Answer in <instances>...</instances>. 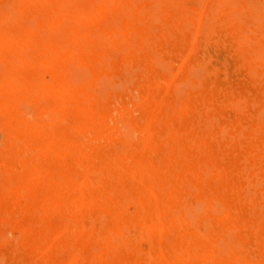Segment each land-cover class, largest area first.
Returning a JSON list of instances; mask_svg holds the SVG:
<instances>
[{
	"label": "rangeland",
	"instance_id": "rangeland-1",
	"mask_svg": "<svg viewBox=\"0 0 264 264\" xmlns=\"http://www.w3.org/2000/svg\"><path fill=\"white\" fill-rule=\"evenodd\" d=\"M263 60L264 0H0V264H264Z\"/></svg>",
	"mask_w": 264,
	"mask_h": 264
},
{
	"label": "bare ground",
	"instance_id": "bare-ground-1",
	"mask_svg": "<svg viewBox=\"0 0 264 264\" xmlns=\"http://www.w3.org/2000/svg\"><path fill=\"white\" fill-rule=\"evenodd\" d=\"M56 1H57V0H56ZM206 2H208V1H206ZM198 4H199V3H198ZM198 4H197V5H198ZM199 5H201V4H199ZM204 5H205V4L203 3V7H204ZM59 7H60V6H59ZM203 7H202V8H203ZM61 8H62V7H61ZM61 8H60V9H61ZM204 8H206V7H204ZM204 8H203V9H204ZM245 10H246V9H245ZM203 11H204V10H203ZM230 11H231V10H230ZM200 12L203 13L202 11H200ZM234 13H235V12H233V14H234ZM200 15H201V14H200ZM223 15H224V14H223ZM230 15H231V14H230ZM12 16H13V15H12ZM239 16H241V15H239ZM200 17H202V16H200ZM11 18H12V17H11ZM149 18H150V17H149ZM231 18H232V17H231ZM245 18H247V17H245ZM256 18H257V17H256ZM127 19H128V18H127ZM200 19H201V18H200ZM228 19H229V18H228ZM233 19H234V18H233ZM257 19H258V18H257ZM257 19H256V20H257ZM35 20H36V17H35ZM198 20H199V19H198ZM206 20H207V18H206ZM224 20H225V19H224ZM250 20H252V18H251ZM204 21H205V20H204ZM197 22H198V24H199L200 20L197 21ZM206 22H207V21H206ZM226 22H227V21H226ZM26 23H28V22H26ZM30 24H31V23H30ZM32 25H33V24H32ZM34 27H35V26H34ZM48 28H49V27H48ZM196 28H199V26L196 27ZM32 29H33V28H32ZM156 30H157V29H156ZM197 30H199V29H197ZM197 30H196V31H197ZM151 31H152V30H151ZM198 32H199V31H198ZM198 32H196V33H198ZM196 33H195V37H194V39H195L196 36H197ZM199 33H200V32H199ZM199 33H198V34H199ZM102 34H103V33H102ZM205 34H206V33H205ZM43 35H44V34H43ZM134 35H135V34H134ZM134 35H133V36H134ZM51 36H52V35H51ZM56 36H58V35H56ZM59 36H60V35H59ZM118 36H119V35H118ZM203 36H205V35H203ZM20 39H21V38H20ZM84 39H85V38H84ZM194 39H193V40H194ZM18 40H19V39H18ZM195 40H196V39H195ZM195 40H194V42H195ZM56 42H58V41H56ZM56 42H55V43H56ZM245 43H246V42H245ZM225 44H227V43H225ZM243 44H244V42H243ZM191 45H192V43H191ZM193 45H194V44H193ZM239 45H240V44H239ZM260 47H261V46H260ZM190 48H191V47H189V49H190ZM192 48H193V47H192ZM192 48H191V49H192ZM195 48H196V47H195ZM200 48H202V47H200ZM196 49H197V48H196ZM198 49H199V48H198ZM198 49H197V50H198ZM246 49H247V48H246ZM119 52H120V51H119ZM187 52H189V51H187ZM190 52H191V51H190ZM247 52H248V51H247ZM254 52H255V51H254ZM248 53H249V52H248ZM57 54H58V53H57ZM188 55H189V54H188ZM188 55H187L186 57H188ZM252 58H253V57H252ZM156 60H157V59H156ZM186 60H187V59H186ZM260 60H261V59H260ZM57 61H58V59H57ZM183 61H185V60H183ZM73 62H74V61H73ZM153 62H154V61H153ZM159 62H160V61H159ZM181 62H182V61H181ZM263 62H264V60H263ZM173 64H174V63H173ZM0 65H1V64H0ZM2 66H3V65H2ZM58 66H59V65H58ZM156 66H157V65H156ZM159 66H160V64L158 65V67H159ZM178 66H179V65H178ZM3 67H4V66H3ZM141 67H142V66H141ZM179 67H181V66H179ZM179 67H178L177 69H179ZM139 68H140V67H139ZM154 68H155V66H154ZM156 68H157V67H156ZM160 68H162V67H160ZM165 68H166V67H165ZM1 69H2V68H1ZM177 69H176V70H177ZM181 69H182V68H181ZM192 70H193V69H192ZM66 71H67V70H66ZM180 71H181V70H180ZM180 71H179V72H180ZM8 72H9V71H8ZM12 73H13V71H12ZM69 73H70V72H67V74H69ZM175 73H176L175 76L177 77V73H178V72H175ZM84 74H85V72H84ZM192 74H193V73H192ZM69 75H70V74H69ZM159 75H160V72H159ZM162 75H163V74H162ZM171 75H173V76H171V77H175L173 73H171ZM75 76H76V75H75ZM79 76H81V75L79 74ZM169 76H170V75H169ZM191 77H192V76H191ZM197 77L199 78V76H197ZM39 78H40V77H39ZM67 79H68V78H67ZM173 79H175V78H173ZM173 79H172V80H173ZM258 79H259V78H258ZM32 80H33V79H32ZM81 80H82V79H81ZM99 80H100V79H99ZM158 80H159V78H158ZM154 81H155V80H154ZM164 81H165V80H164ZM181 82H182V81H181ZM187 82H188V81H187ZM130 83H131V81H130ZM164 83H165V82H164ZM175 83H176V82H175ZM157 84H158V83H157ZM165 84H166V83H165ZM176 84H177V83H176ZM181 84H183V83H181ZM184 84H186V82H185ZM189 84H191V82H190ZM107 85H108V84H107ZM147 86H148V85H147ZM166 86H167V85H166ZM192 86H193V85H192ZM110 87H111V86H110ZM113 87H114V86H113ZM113 87H112V88H113ZM153 87H155V86H153ZM172 87H173V86H172ZM186 87H187V86H186ZM149 88H150V87H149ZM44 89H45V88H44ZM152 89H153V88H152ZM174 89H175V87H174ZM178 89H179V88H178ZM192 89H193V88H192ZM33 90H34V89H33ZM35 90H36V89H35ZM149 90H150V89H149ZM176 90H177V89H176ZM89 91H90V90H89ZM116 91H117V90H116ZM128 91H129V90H128ZM173 91H174V90H173ZM229 91H231V90H229ZM148 92H150V91H148ZM148 92H147V93H148ZM174 92H176V91H174ZM177 92H178V91H177ZM237 92H238V91H237ZM106 93H107V91H106ZM166 93H167V92H166ZM175 94H176V93H175ZM61 95H63V94H61ZM64 95H66V94H64ZM180 95H181V94H180ZM180 95H178V99H179V96H180ZM114 96H115V95H114ZM114 96H113V97H114ZM146 96H147V95H146ZM165 96H166V95H165ZM162 97H163V96H162ZM69 98H70V97H69ZM90 98H91V97H90ZM102 98H103V96H102ZM133 98H135V97H133ZM133 98H132V99H133ZM147 98H148V97H147ZM95 99H97V97H96ZM104 99H105V98H104ZM145 99H146V98H145ZM161 99H162V98H161ZM176 100H177V99H176ZM53 101H54V100H53ZM153 101H154V100H153ZM228 101H229V100H228ZM240 101H241V100H240ZM151 102H152V99H151ZM116 103H117V102H116ZM168 103H169V102H168ZM75 104H76V103H75ZM75 104H74V106H75ZM153 104H154V103H153ZM155 104H156V102H155ZM158 104H159V103H158ZM228 104H230V102H229ZM240 104H241V103H240ZM6 105H7V104H6ZM22 105H23V103H22ZM70 105H71V104H70ZM70 105H69V106H70ZM137 105H138V104H137ZM244 106H245V104H244ZM23 107H24V105H23ZM25 107H26V106H25ZM235 107H236V106H235ZM27 109H28V108H27ZM157 109H158V106H157ZM234 109H235V108H234ZM80 110H81V109H80ZM237 110H238V109H237ZM245 110H246V109H245ZM51 111H52V110H51ZM86 112H87V111H86ZM85 114H86V113H85ZM88 114H89V113H88ZM146 114L148 115V113H146ZM89 115H90V114H89ZM47 116H48V115H47ZM195 116H196V115H195ZM49 117H50V116H49ZM122 117H123V116H122ZM147 117H148V116H147ZM29 118H30V117H29ZM29 118H28V119H29ZM97 118H99V117H97ZM129 118H130V117H129ZM28 119H27V120H28ZM30 119H31V118H30ZM85 119H86V118H85ZM151 119H152V118H151ZM151 119H150V121H151ZM179 119H180V118H179ZM213 119H215V118L213 117ZM128 120H129V119H128ZM145 120H146V118H145ZM148 120H149V119H148ZM175 120H176V119H175ZM250 120H251V118H250ZM199 121H200V120H199ZM260 121H262V120H260ZM200 122H201V121H200ZM145 123H147V122H145ZM148 123H149V121H148ZM148 123H147V124H148ZM198 124H199V123H198ZM256 126H257V125H256ZM125 127H126V126H125ZM117 128H118V127H117ZM112 129H113V128H112ZM199 129H200V128H199ZM113 130H114V129H113ZM115 130H116V129H115ZM147 130H149V129H147ZM206 130H207V129H206ZM111 131H112V130H111ZM113 132H114V131H113ZM173 132H174V131H173ZM175 132H176V131H175ZM123 133H125V132H122V134H123ZM148 133H151V132H148ZM166 133H167V132H166ZM98 134H99V133H98ZM125 134H126V133H125ZM127 134H128V133H127ZM151 134H152V133H151ZM151 134H150V137H152ZM107 135H108V133H107ZM119 135H120V133H119ZM148 135H149V134H148ZM148 135H147V136H148ZM181 135H182V134H181ZM135 137H136V136H135ZM135 137H134V138H135ZM143 137H144V136H143ZM148 137H149V136H148ZM150 137H149V138H150ZM126 138L128 139V137H126ZM130 138H131V136H130ZM144 138H146V137H144ZM149 138H148V139H149ZM195 138H196V137H195ZM148 139H147L146 142L149 141ZM85 140H87V139H85ZM131 140H134V139L131 138ZM20 141H21V140H20ZM128 142H129V141H128ZM0 143H2V142H0ZM84 143H85V142H84ZM86 143H87V142H86ZM124 143H125V142H124ZM124 143H123V144H124ZM130 143H131V142H130ZM130 143H129V144H130ZM100 144H101V143H100ZM126 144H127V142L125 143V145H126ZM143 144H144V143H143ZM104 145H105V144H104ZM125 145H124V147H125ZM94 146H95V145H94ZM94 146H93V147H94ZM105 146H106V145H105ZM128 147H129V146H128ZM94 148H97V146L94 147ZM122 148H123V147H122ZM122 148H121V149H122ZM144 148H145V147H144ZM91 149H92V148H91ZM106 149H107V148H106ZM114 149H115V148H114ZM118 149H119V146H118ZM129 149H130V148H129ZM134 150H135V149H134ZM88 151H89V150H88ZM88 151H85V152H88ZM97 151H99L98 148H97ZM115 151H116V150H115ZM118 151H119V150H118ZM183 151H184V150H183ZM125 152H127V150H126ZM125 152H124V153H125ZM142 152H143V151H142ZM102 153H103V152H102ZM115 153H116V152H115ZM124 153H123V154H124ZM0 155H1V154H0ZM1 156H2V155H1ZM5 157H6V156H5ZM23 157H24V156H23ZM25 157H26V156H25ZM87 157H88V155H87ZM91 157H92V155H91ZM189 157H191V156H189ZM3 158H4V156H3ZM141 158H142V157H141ZM0 159H1V158H0ZM93 161H94V160H93ZM140 162H141V161H140ZM92 163H93V162H92ZM128 163H129V162H128ZM157 163H158V162H157ZM186 164H187V163H186ZM92 165H93V164H92ZM165 165H166V164H165ZM199 166H200V165H199ZM86 167H87V164H86ZM86 167H85V174H87V173H86L87 170H90V169H87V170H86ZM140 167H141V166H140ZM83 168H84V167H83ZM87 168H88V167H87ZM146 168H147V167H146ZM243 168H244V167H243ZM134 169H135V168H134ZM80 170H83V169H80ZM92 170L94 171V169H92ZM166 170L168 171V169H166ZM93 171H92V172H93ZM100 171H101V170H100ZM134 171H135V170H134ZM138 171H139V170H138ZM143 171H144V170H143ZM143 171H142V172L140 171V172H141L140 175H142V173L144 174ZM90 172H91V171H90ZM90 172H88V173H90ZM92 172H91V173H92ZM98 172H99V171H98ZM98 172H97V173H98ZM140 172H139V173H140ZM220 172H221V171H220ZM220 172H219V173H220ZM82 173H83V172H82ZM94 173H96V172H94ZM94 173H93V174H94ZM97 173H96V174H97ZM217 173H218V172H217ZM85 174H83V175H85ZM93 174H92V175H93ZM132 174H134V173H132ZM77 175H79V174H77ZM90 175H91V174H90ZM147 175H148V174H147ZM191 175H192V174H191ZM197 175H198V174H197ZM86 176H87V175H86ZM132 176H133V175H132ZM142 176H143V175H142ZM199 176H200V175H199ZM252 176H253V175H252ZM37 177H40V175L37 176ZM84 177H85V176H84ZM84 177H83V178H84ZM133 177H134V176H133ZM88 178H89V176H87V179H88ZM140 178H141V177H140ZM217 178H219V177H217ZM73 179H74V178H73ZM85 179H86V178H85ZM85 179H84V180H85ZM135 179H136V178H135ZM29 180H30V179H29ZM82 180H83V179H82ZM88 180H90V179H88ZM112 180H113V179H112ZM150 180H151V179H150ZM206 180H207V179H206ZM141 181L143 182V180H141ZM141 181H140V182H141ZM186 181H187V180H186ZM142 182H141V183H142ZM187 182H188V181H187ZM80 183H81V184H80V186H81L83 182L81 181ZM207 183H208V182H207ZM10 184H12V182H11ZM150 185H152V184H150ZM207 185H208V184H207ZM80 186H79V187H80ZM82 186H83V185H82ZM167 186H168V185H167ZM208 186H209V185H208ZM150 187L153 188V185L150 186ZM80 188H81V187H80ZM146 189H147V188H146ZM148 190H149V189H148ZM87 191H88V189H87ZM241 191H243V190H241ZM74 192H75V191H74ZM79 192H81V189L79 190ZM83 192H84V191H82L81 193H83ZM88 192H89V191H88ZM151 194H153V193L151 192ZM79 195H81V194H79ZM154 195H155V194H154ZM189 195H190V194H189ZM81 197H84V194L81 195V196L79 197L80 200L82 199ZM155 197H156V196H155ZM176 197H177V196H176ZM209 197H210V196H209ZM22 198H23V197H22ZM23 199H24V198H23ZM155 199H157V198H155ZM19 200H20V199H19ZM77 200H78V198H77ZM196 201H197V200H196ZM81 202H83V199L81 200ZM156 202H157V201H155V203H156ZM214 202H215V201H214ZM249 202H251V201H249ZM198 203H199V202H198ZM198 203H197L196 205H199ZM91 204H92V203H91ZM190 204H191V203H190ZM59 205H60V204H59ZM156 205L158 206L157 203H156ZM156 205H155V207H156ZM9 206H10V204H9ZM56 206H57V205H56ZM72 206H73V205H72ZM76 206H77V205H76ZM80 207H83V205L81 204ZM88 207H89V206H88ZM199 207H200V206H199ZM40 208H41V207H40ZM75 208H76V207H75ZM182 208H184V207H182ZM196 208H198V207H196ZM196 208H195V210H196ZM208 208H209V207H208ZM15 209H16V208H15ZM156 209H158V208H157V207L155 208L154 213L156 212ZM184 209H186V208H184ZM78 210H79V209H78ZM78 210H77V211H78ZM201 210H202V209H201ZM113 211H114V210H113ZM169 211H170V210H169ZM184 211H185V210H184ZM212 211H213V210H212ZM186 212H187V211H186ZM186 212H185V214H187ZM59 213H60V212H59ZM79 213H81V212H79ZM114 213H115V211H114ZM157 213H158V211H157ZM157 213H155L156 216H157L156 219L158 218ZM10 214H11V213H10ZM34 214H35V212H34ZM152 214H153V213H152ZM8 215H9V214H8ZM8 215H7V216H8ZM10 216H11V215H10ZM46 216H47V215H46ZM185 216H186V215H185ZM189 216H191V214H190ZM5 217H6V216H5ZM151 217H152V215H151ZM159 217H160V216H159ZM178 218H179V217H178ZM193 218H194V217H193ZM193 218H191V219H193ZM10 219H11V218H10ZM60 219H61V218H60ZM225 219H226V218H225ZM62 220H63V219H62ZM70 220H72V219H69V221H70ZM117 220H118V219H117ZM189 220H190V219H189ZM193 220H194V219H193ZM45 221H46V220H45ZM66 221H68V220L66 219ZM90 221H91V220H90ZM159 221H161V220L159 219ZM9 222H11V221H9ZM190 222H191V221H190ZM193 222H194V221H192V223H193ZM250 222H251V221H250ZM15 223H16V222H15ZM68 223H69V222H68ZM68 223H67V224H68ZM90 223H91V222H90ZM144 223H145V222H144ZM161 223H162V222H161ZM159 224H160V223H159ZM179 224H180V222H179ZM185 224H186V223H185ZM204 224H205V223H204ZM93 225H94V224H93ZM162 225H163V224H162ZM82 226H83V225H82ZM91 226H92V225H91ZM84 227H85V226H84ZM12 228H13V227H12ZM10 230H11V229H10ZM64 230H65V228H64ZM64 230H62V231H64ZM84 230H85V229H84ZM159 230H160V229H159ZM159 230H158V231H159ZM12 231H13V230H12ZM12 231H11V232H12ZM65 231H68V230H65ZM246 231H247V230H246ZM62 233H63V232H62ZM82 233H83V232H82ZM231 233H232V232H231ZM233 233H234V232H233ZM7 234L10 235L11 233L8 232ZM60 234H61V232H60ZM159 234H161V233H159ZM203 234H204V233H203ZM120 235H121V234H120ZM146 235H147V234H146ZM229 235H230V234H229ZM59 236H60V235H59ZM59 236L56 235V237H55V236H54V237H55V238H58ZM160 237H161V236H160ZM160 237H159V238H160ZM3 238H4V237H3ZM15 238H16V237H15ZM189 238H190V237H189ZM9 239H10V237H9ZM95 239H96V237H95ZM113 239H114V237H113ZM142 239H143V238H142ZM2 240H3V239H2ZM2 240H0V241H2ZM75 240H76V238H75ZM150 240H151V238H150ZM190 240H191V239H190ZM14 241H15V240H14ZM53 241H54V240H53ZM101 241H102V240H101ZM4 242H5V241H4ZM15 242H16V241H15ZM102 242H103V241H102ZM104 242H105V241H104ZM160 242H161V241H159L158 243H160ZM6 243H7V242H6ZM2 244H3V243H2ZM51 244H52V242H51ZM74 244H75V243H74ZM0 245H1V244H0ZM5 245H6V244H5ZM47 246H48V245H47ZM186 246H188V245H186ZM217 246H218V245H217ZM16 247H17V246H16ZM49 247H51V246H48V248H49ZM48 248H46V250H47ZM218 248H219V247H218ZM228 248H229V247H228ZM71 249H72V245H71ZM223 249H224V248H223ZM46 250H45V251H46ZM115 250H116V249H115ZM138 250H139V249H138ZM159 250H160V249H159ZM45 251H43V252L45 253ZM212 251H213V250H212ZM16 252H17V251H16ZM16 252H15V253H16ZM41 253H42V252H41ZM44 253H42V255H43ZM76 253H77V252H76ZM160 253H161V252H160ZM137 254L140 255L139 253H137ZM42 255H41V256H42ZM73 255H74V254H73ZM161 255H162V254H161ZM163 257H164V256H163ZM0 258H1V257H0ZM136 258H137V257H136ZM263 258H264V257H263ZM74 259H77V258L74 257ZM74 259H73V258H72V259H68V260H71V262H69V263H67V264L72 263V260L75 262ZM165 259H166V258H165ZM19 260H20V259H19ZM77 260H78V259H77ZM263 260H264V259H263ZM141 261H142V260H141ZM167 261H168V260H167ZM211 261H212V260H211ZM0 262H1V261H0ZM30 262H31V261H30ZM144 262H145V261H144ZM34 263H35V262H34ZM146 263H147V262H146ZM42 264H43V263H42ZM52 264H53V263H52ZM111 264H112V263H111ZM168 264H169V262H168Z\"/></svg>",
	"mask_w": 264,
	"mask_h": 264
}]
</instances>
